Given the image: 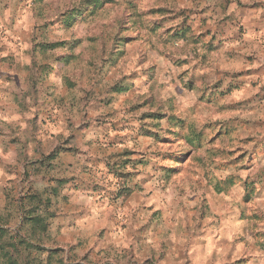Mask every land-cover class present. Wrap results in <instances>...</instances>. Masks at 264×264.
Wrapping results in <instances>:
<instances>
[{
	"label": "rangeland",
	"instance_id": "374dc122",
	"mask_svg": "<svg viewBox=\"0 0 264 264\" xmlns=\"http://www.w3.org/2000/svg\"><path fill=\"white\" fill-rule=\"evenodd\" d=\"M101 2L0 0V123L47 154L3 218L50 201L67 264H264V0Z\"/></svg>",
	"mask_w": 264,
	"mask_h": 264
},
{
	"label": "trees",
	"instance_id": "16d2710c",
	"mask_svg": "<svg viewBox=\"0 0 264 264\" xmlns=\"http://www.w3.org/2000/svg\"><path fill=\"white\" fill-rule=\"evenodd\" d=\"M110 1L104 0V3H110ZM101 3V0H86V4L94 5V7ZM34 202L29 203V209L24 207L19 224L13 228L9 227V220L2 217L0 264H67L56 258L55 250L46 249L35 241L47 234L51 216L48 215L50 201L40 204L43 208ZM25 229L27 230L22 232Z\"/></svg>",
	"mask_w": 264,
	"mask_h": 264
},
{
	"label": "crops",
	"instance_id": "0c3cea01",
	"mask_svg": "<svg viewBox=\"0 0 264 264\" xmlns=\"http://www.w3.org/2000/svg\"><path fill=\"white\" fill-rule=\"evenodd\" d=\"M18 124L19 123H0V224H2V188L3 185L11 186L16 184L18 177L21 172H23V168L19 165L20 157H26L28 160H39L41 155H47L43 151H39L35 153V147L32 145L27 146V149L23 152V155H20V144H19V134H18ZM49 132V134H48ZM54 132L46 131L45 134L38 137L39 140L45 141L52 137ZM22 142V141H21ZM28 145V142H26ZM45 143H43L44 145ZM22 153V152H21ZM37 154V155H36ZM61 158V155L59 156ZM22 169V170H21ZM48 186V185H47ZM65 191H63L64 194ZM60 216V214H59ZM60 219V218H59ZM56 219L57 221H60ZM65 222L63 221L62 224ZM19 223L12 225L11 220H9V227L13 228ZM51 225V221H49V227L47 230V234L49 232V228Z\"/></svg>",
	"mask_w": 264,
	"mask_h": 264
}]
</instances>
